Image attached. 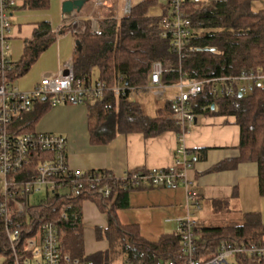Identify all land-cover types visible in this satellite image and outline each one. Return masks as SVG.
Returning <instances> with one entry per match:
<instances>
[{"label":"trees","instance_id":"obj_1","mask_svg":"<svg viewBox=\"0 0 264 264\" xmlns=\"http://www.w3.org/2000/svg\"><path fill=\"white\" fill-rule=\"evenodd\" d=\"M252 1L213 0L207 3L203 0L199 4L187 3L192 33L187 43L188 50L180 63L187 73V79L201 80L238 74L243 69H264V10L252 11ZM22 2V8L47 9L51 0ZM156 2L142 0L131 5L129 13L119 18L108 14L97 21L96 31L91 30L90 21L86 20L84 31L75 35L72 55L75 77L84 79L86 83L99 80L107 86L120 82L139 85L148 77L156 61H160L164 67H177V56L169 41L162 37L160 17L148 14L149 8ZM61 29L69 28L62 26ZM55 39L56 33L47 22L38 24L31 38L25 40L20 59L6 74L7 80L12 83L25 75ZM176 76L177 72L172 71L163 74L161 79L171 83ZM197 101L209 105L207 114L234 116L240 129L238 157L224 160L208 171L232 169L239 163L255 162L258 167V191L264 196V85L242 96H214L206 85ZM85 105L90 136L94 142H109L118 132H140L145 137H153L166 130L179 133V128L170 117L169 101L156 109L153 115H148L139 103H128L123 96L111 91L102 98L88 100ZM38 117L35 116L15 133L7 130L12 134L33 132ZM102 128L108 131L104 132ZM206 152V148L189 151L194 156L193 160L204 159ZM50 157V152L36 150L29 163L13 175L17 179L31 178L37 165ZM118 182L108 178V185L112 187L108 196L83 187L73 192L55 190L36 203H29L26 194L22 198L24 206L19 212L9 205L6 214L0 213L2 264H15L17 256L20 264H24V260L31 256L30 252L25 251L26 241L30 237H38L41 225L47 221L56 224L60 248L82 261H92L94 264H155L159 260L174 259L177 263H183L178 233L162 235L152 242L140 235L136 225L120 224L117 211L126 206V195L132 188L119 187ZM3 199L0 190V201ZM85 200L94 201L106 214L107 226L102 232L98 230L109 245L104 255L85 254L81 211ZM244 217L240 225L228 227H206L196 221L197 257L212 256L224 240L264 244V225L259 215L246 213ZM7 228L11 232L17 231V238L11 241ZM245 264L264 262L254 258L245 261Z\"/></svg>","mask_w":264,"mask_h":264},{"label":"built area","instance_id":"obj_2","mask_svg":"<svg viewBox=\"0 0 264 264\" xmlns=\"http://www.w3.org/2000/svg\"><path fill=\"white\" fill-rule=\"evenodd\" d=\"M20 0H0V175L2 176L0 213L6 214L9 205L16 212L24 206L22 198L26 194L40 191L44 188L46 194L55 190L77 191L83 187L93 189L97 193L108 196L112 187L108 185V178L118 180L119 187H176L183 185L187 191L186 212L178 217V236L180 250L184 257L183 263L173 259L159 260L155 264H245V261L257 258L264 262V244L252 241L234 242L221 241L217 251L208 258L197 257L194 228L196 220L192 208H200L194 193L189 189L187 170L191 165L187 149L182 143L176 148V158L167 168H153L149 170H133L117 177L108 171L75 170L68 164L67 139L64 135L45 132H29L12 134L7 126L22 114L30 112L37 101L45 100L49 106L60 104H85L90 99H99L108 91L121 95L126 102L134 103L136 91L140 88L149 90L155 97L162 98L169 88L171 93V119L179 128V141L196 123L197 116L205 114L209 105L199 104L197 97L208 85L214 96H224L241 93L247 95L257 86L264 85V69H243L238 74L222 75L213 78L195 80L187 79V73L181 68V60L187 52V43L192 33L187 3L199 4L203 0H158L162 5L160 26L162 37L169 41L173 48L178 65L175 68L164 67L160 61L151 66L148 77L139 85H128L120 82L114 86H107L99 80L85 82L76 78L72 60L65 62L54 74L43 75L34 86L28 90L14 87L6 74L13 69L14 64L7 59L10 48V18L15 6ZM91 11L86 17L79 12L62 15L61 27L66 26L76 35L84 31L86 20L90 21L91 30H98V18L93 16L94 9L106 5V0H91ZM114 9L115 6H108ZM131 5L126 3L124 15L128 14ZM193 50V48H191ZM172 71L177 72L174 83H165L162 76ZM36 150L48 151L51 157L36 167L31 178L17 179L13 173L27 165ZM64 216V213L62 214ZM12 241L18 236L17 231L6 230ZM14 250V246L12 245ZM25 251L31 256L24 260V264H94L92 261H82L72 256L69 251L62 250L59 245L58 231L55 222L47 221L41 225L40 235L30 237L26 241ZM232 260V261H231ZM15 264H20L19 257ZM126 264V263H125ZM134 264V263H129Z\"/></svg>","mask_w":264,"mask_h":264},{"label":"crops","instance_id":"obj_3","mask_svg":"<svg viewBox=\"0 0 264 264\" xmlns=\"http://www.w3.org/2000/svg\"><path fill=\"white\" fill-rule=\"evenodd\" d=\"M62 1L51 0L47 9L22 8V0L15 6L10 18V48L7 54L10 62L15 64L20 59L25 40L31 38L38 24L47 22L56 33V39L25 75L12 82L14 87L28 90L43 75L56 73L65 62L72 60L75 35L69 29H61ZM140 1L142 0H135L134 4ZM127 2L129 1L106 0L105 6L94 9L93 16L98 19L107 17L108 14L118 18L120 14L124 16ZM108 6L115 8L110 9ZM91 8V0H86L79 14L86 17ZM251 8L254 12L264 10V0H253ZM168 91L169 89L162 97L165 102H170L173 92ZM137 93L138 90L134 103H139ZM152 96L155 97L153 94ZM31 112L39 116L33 125V132L56 133L66 137L68 164L75 170H105L120 177L138 169L167 168L173 164L176 158L175 150L182 143L191 162L187 170L189 189L200 203V208H192L197 223L204 225L201 216L195 215L196 211L233 205L243 219L246 213H257L264 225V196L258 191V167L255 162L239 163L232 169L208 171L214 165L239 155L240 129L232 115L200 114L195 125L180 141L176 131L166 130L153 137H145L140 132H118L109 142H94L90 136L86 105L60 104L48 107L47 102L41 100L35 102L33 109L27 113ZM26 124L12 132L15 133ZM102 131L106 132L108 129L102 128ZM197 148L207 149L204 159H192L194 156L189 151ZM186 200L187 191L181 184L172 188H132L127 192L126 206L117 211V217L120 224L136 225L144 239L154 242L162 235L177 234L179 224L176 219L185 215ZM102 229L98 227L97 231ZM97 253L105 254L93 252L87 256ZM3 261L4 258L0 257V264ZM29 261L33 264L32 259Z\"/></svg>","mask_w":264,"mask_h":264},{"label":"rangeland","instance_id":"obj_4","mask_svg":"<svg viewBox=\"0 0 264 264\" xmlns=\"http://www.w3.org/2000/svg\"><path fill=\"white\" fill-rule=\"evenodd\" d=\"M128 1L131 5L135 3V0H128ZM204 1L209 3L213 0H204ZM119 13H121V11ZM161 13H162V5L157 0L155 5L149 8L148 14L152 16H160ZM121 16L122 14H120V17ZM173 90H174L173 88H169L168 92H172ZM137 95L139 97L138 99L139 104L143 107V109L148 115H153L155 109L161 108L165 104V98L164 99L155 98L152 96L149 90L138 89ZM82 105L85 106V104ZM35 116L36 113L34 112L24 113L19 118H16L11 123H9L7 129L10 131L15 130L21 127L22 125L26 124ZM1 187H2V176L0 175V188ZM63 192H67V190H64ZM44 198H46V191L44 189H41L40 191H34L28 195L29 203H36L39 200H43ZM81 211H82V229H83V237H84L85 254L89 255L93 252L107 251L109 247L108 242L105 239L103 233L99 235V232L97 231L98 227H101L103 229L106 227L107 219L105 212L101 211L99 207L96 205V203L92 200H85L82 203ZM195 215L198 217L201 216V222L206 227H220V226L228 227L231 225L236 226L243 223L244 220L242 216L238 213V211L234 208L233 205H225V206L223 205L220 206L218 209H213V210L205 209L202 212L196 211Z\"/></svg>","mask_w":264,"mask_h":264},{"label":"water","instance_id":"obj_5","mask_svg":"<svg viewBox=\"0 0 264 264\" xmlns=\"http://www.w3.org/2000/svg\"><path fill=\"white\" fill-rule=\"evenodd\" d=\"M85 2L86 0H63L61 3V11L64 14H70L74 11L79 12ZM238 95L241 96V93H238Z\"/></svg>","mask_w":264,"mask_h":264},{"label":"bare ground","instance_id":"obj_6","mask_svg":"<svg viewBox=\"0 0 264 264\" xmlns=\"http://www.w3.org/2000/svg\"><path fill=\"white\" fill-rule=\"evenodd\" d=\"M174 260V259H173Z\"/></svg>","mask_w":264,"mask_h":264}]
</instances>
